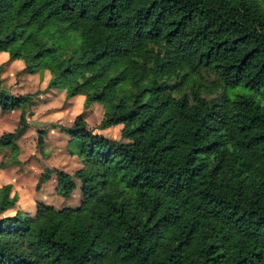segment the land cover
<instances>
[{
	"label": "trees",
	"instance_id": "trees-1",
	"mask_svg": "<svg viewBox=\"0 0 264 264\" xmlns=\"http://www.w3.org/2000/svg\"><path fill=\"white\" fill-rule=\"evenodd\" d=\"M0 52L122 126L65 130L80 168L34 190L79 181L77 207L3 216L0 187V264H264V0H0ZM31 102L0 90L2 114ZM27 129L0 135L12 160Z\"/></svg>",
	"mask_w": 264,
	"mask_h": 264
},
{
	"label": "rangeland",
	"instance_id": "rangeland-1",
	"mask_svg": "<svg viewBox=\"0 0 264 264\" xmlns=\"http://www.w3.org/2000/svg\"><path fill=\"white\" fill-rule=\"evenodd\" d=\"M0 68L2 91L14 96L27 94L32 96V102L24 105L19 113L16 112L25 115L29 126L25 133L16 139L19 148L16 158L11 159L9 148L0 149V187L11 184L9 200L14 193L18 195L15 207L5 212L3 216H13L9 213L16 212L34 216L38 202L57 209L77 207L80 204L79 181H76L77 188L68 200L56 195L55 174L48 176V180L38 192L34 190L35 184L47 170L55 169L70 174L80 168L79 158L68 154L69 137L65 131L72 126L76 117L81 116L88 123L89 129L93 132L99 131L98 133L112 140H119L122 126L101 129L99 125L104 113V105L94 104L84 109L82 96L67 98L64 90L47 89L50 74L45 70H40L29 77L22 71L23 69L17 71L15 66L11 69H7L6 66ZM1 76H4L3 80ZM241 92L250 93L248 90L238 88L231 91L229 97L233 98L236 93ZM205 97L211 98L209 94ZM253 97L256 102L264 106L263 94ZM3 115L0 112V135L14 131L19 124L18 118L14 121L15 117L5 119L2 118ZM40 140L41 144H39Z\"/></svg>",
	"mask_w": 264,
	"mask_h": 264
},
{
	"label": "crops",
	"instance_id": "crops-1",
	"mask_svg": "<svg viewBox=\"0 0 264 264\" xmlns=\"http://www.w3.org/2000/svg\"><path fill=\"white\" fill-rule=\"evenodd\" d=\"M2 66H6V68L8 69H11V68H13V66H15V67H17V71H21L22 69H23V67H24V64H23V61L22 60H15V61H9V58H8V55L6 54V53H3V52H0V67H2ZM0 70H1V68H0ZM2 72H4V70L2 71ZM1 72V73H2ZM45 72H47V71H45ZM47 73H49V72H47ZM28 74V73H27ZM36 74V73H35ZM35 74H32V75H35ZM29 75H31V74H28V76ZM4 76H1V79L3 80L4 78H3ZM30 77V76H29ZM0 90H1V88H0ZM75 97H78V96H75ZM82 98H84L83 96H82ZM23 107V106H22ZM21 110V109H20ZM20 110H18V111H14V113L13 114H9V113H7V114H4L3 115V117L2 118H5V119H7V117H9V118H11V119H13V117H15V119H13L14 121H16V118H18V122H19V118H20V116L23 114V113H21V114H17V113H19V111ZM17 112V113H16ZM11 113V112H10ZM24 115V114H23ZM25 116V115H24ZM6 121V120H5ZM5 121H3V123L5 122ZM28 128H29V126H28ZM13 132V131H12ZM99 131H97V132H94V133H98ZM5 133H9V132H5ZM69 137V136H68ZM68 141H69V138H68ZM67 141V142H68ZM70 157V156H69ZM71 157H76V156H71ZM76 158H78V157H76ZM77 170V169H76ZM75 171V170H74ZM36 185V184H35Z\"/></svg>",
	"mask_w": 264,
	"mask_h": 264
},
{
	"label": "clouds",
	"instance_id": "clouds-1",
	"mask_svg": "<svg viewBox=\"0 0 264 264\" xmlns=\"http://www.w3.org/2000/svg\"><path fill=\"white\" fill-rule=\"evenodd\" d=\"M15 213H9V215H14Z\"/></svg>",
	"mask_w": 264,
	"mask_h": 264
}]
</instances>
